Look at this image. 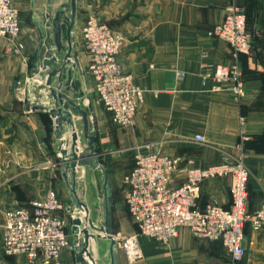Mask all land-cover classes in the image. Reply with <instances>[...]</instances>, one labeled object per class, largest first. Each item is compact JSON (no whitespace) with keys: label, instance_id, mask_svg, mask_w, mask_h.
Masks as SVG:
<instances>
[{"label":"crops","instance_id":"obj_1","mask_svg":"<svg viewBox=\"0 0 264 264\" xmlns=\"http://www.w3.org/2000/svg\"><path fill=\"white\" fill-rule=\"evenodd\" d=\"M235 1L245 11L249 29L255 35L252 55L240 57L245 86L240 99L224 87L216 91L214 81L203 79L205 70L213 72L215 67L235 61L229 45L210 35L223 23L230 0L78 2L73 51L78 69L74 79L84 101L82 109L88 110L89 102L93 105L89 112L91 130L102 162L108 166L114 201L115 191L123 190L124 178L135 167L136 155L154 151L180 158L183 166L191 164L200 169L243 157L252 173L249 214H255L264 204V0ZM14 5L20 12L18 41L22 50L9 53L8 42H0V264H28L25 256L5 254L6 210L43 200L50 192L56 194L66 211L71 203L58 159L60 144L55 121L45 112L26 109L27 87L40 46L37 25L48 11L54 14L62 5H70V0H14ZM91 17L125 37L121 65L144 92L130 127L115 125L95 94L83 39V28ZM63 35L65 40V30ZM179 73L184 76L180 78ZM66 93L74 99L71 88ZM53 106L51 102L49 107ZM81 127L79 119L78 131ZM242 135L246 141H242ZM197 136L203 137L205 143H199ZM70 137L68 132L66 139ZM79 147L84 151L87 142ZM122 152L127 155L125 163ZM80 174L79 171V178ZM184 182L180 173L171 185L179 188ZM230 186V178L207 181L202 187L199 209L211 205L229 209ZM71 229L70 224L67 232L74 243ZM245 234L246 257L238 264H264V228L254 232L248 224ZM140 240L144 242L146 238ZM142 254L143 258L134 264H233L221 243L197 239L187 228L179 229L169 247L149 244L142 248ZM118 260L123 264L122 259ZM126 261L130 264L127 256ZM60 262L76 264L75 254L64 249Z\"/></svg>","mask_w":264,"mask_h":264},{"label":"built area","instance_id":"obj_2","mask_svg":"<svg viewBox=\"0 0 264 264\" xmlns=\"http://www.w3.org/2000/svg\"><path fill=\"white\" fill-rule=\"evenodd\" d=\"M230 2L223 23L210 35L229 45L235 61L231 65L217 66L213 72L205 70L203 79L214 81L216 91L224 87L240 99L245 91L240 57L252 55L255 35L248 27L245 11L235 0ZM20 34V12L15 8L14 0H0V42H8L9 53L22 50L16 43ZM83 39L90 61L89 75L94 80L99 102L115 125L130 127L144 92L121 65L124 35L91 17L83 28ZM178 76L184 75L179 73ZM246 139L242 135V141ZM196 140L205 143L201 136ZM180 173L185 182L179 188H173L172 181ZM251 177L243 157L200 169L191 164L183 166L177 157L154 151L139 152L134 169L124 178L125 203L138 229V234L125 242L130 264L143 258L141 237L168 246L178 237L181 228L189 229L197 239L221 243L233 264L241 263L246 257V226L249 224L254 232L264 228V204L255 214L248 212ZM218 178L231 179V207L223 209L211 205L205 210L199 209L203 185ZM4 217V248L8 257L25 256L28 264H61L64 249L75 253L67 232L72 212L66 211L54 192L43 200L8 209Z\"/></svg>","mask_w":264,"mask_h":264},{"label":"water","instance_id":"obj_3","mask_svg":"<svg viewBox=\"0 0 264 264\" xmlns=\"http://www.w3.org/2000/svg\"><path fill=\"white\" fill-rule=\"evenodd\" d=\"M79 1L70 0V5H62L54 14L48 11L37 25L40 46L38 53L34 56L36 64L27 87L26 109L31 112H45L55 121V130L60 144L58 159L71 202L69 211L72 212L71 230L76 264H96L90 253L91 241L96 240L111 243L110 264H119L118 244L113 237L115 201L112 182L108 166L102 162L96 137L91 130L89 112L93 110V105L89 102L88 110L82 109L84 101L79 94V84L74 79V73L78 69L73 51ZM68 88L74 92L73 100L68 98L66 93ZM34 91L38 94L35 95ZM51 102L54 104L52 109L49 107ZM79 119L82 121V127L78 131ZM68 132H71L70 139H66ZM83 141L87 142V148L81 151L79 145ZM81 169L103 174L101 198L104 223L102 228H98L90 217L89 206L85 202L86 189L79 178ZM91 231L99 235H94Z\"/></svg>","mask_w":264,"mask_h":264},{"label":"rangeland","instance_id":"obj_4","mask_svg":"<svg viewBox=\"0 0 264 264\" xmlns=\"http://www.w3.org/2000/svg\"><path fill=\"white\" fill-rule=\"evenodd\" d=\"M16 43L19 44V41L17 40ZM121 156H124V159H122V163L123 161L125 163V161L128 160L125 157L127 156L126 153L122 152ZM105 160H107V158H105ZM80 172H81L80 174L81 183L85 186L86 189L85 202L89 206L90 217L93 223L98 228H102L104 223L103 199L101 198L103 181H104L103 174L97 171L91 172L89 169L80 170ZM69 205L70 208L71 203ZM91 232L94 235H99L95 231H91ZM137 234L138 231L136 229L135 223L131 219L125 203L124 186H123L122 191H115L114 232H113V237L118 244L117 254L118 257L124 261L123 264H127L126 261L127 255L125 253V242ZM140 244H141V248L148 247L149 244H155L156 246L158 245V247H162V248H167L170 246V244L168 246H165L161 243H157L156 241L150 238H146V241L144 242H141L140 240ZM110 245L111 243L105 240L91 241L90 253L94 257L96 264H110V254H109Z\"/></svg>","mask_w":264,"mask_h":264},{"label":"trees","instance_id":"obj_5","mask_svg":"<svg viewBox=\"0 0 264 264\" xmlns=\"http://www.w3.org/2000/svg\"><path fill=\"white\" fill-rule=\"evenodd\" d=\"M248 27H249V23H248Z\"/></svg>","mask_w":264,"mask_h":264}]
</instances>
